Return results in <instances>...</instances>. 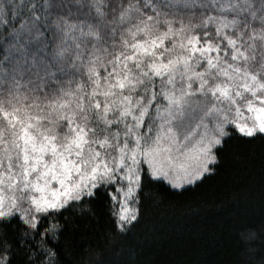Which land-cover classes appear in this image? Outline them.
<instances>
[{"label":"snow or ice","instance_id":"obj_1","mask_svg":"<svg viewBox=\"0 0 264 264\" xmlns=\"http://www.w3.org/2000/svg\"><path fill=\"white\" fill-rule=\"evenodd\" d=\"M0 45V264H154L153 185L264 142V0H0Z\"/></svg>","mask_w":264,"mask_h":264},{"label":"trees","instance_id":"obj_2","mask_svg":"<svg viewBox=\"0 0 264 264\" xmlns=\"http://www.w3.org/2000/svg\"><path fill=\"white\" fill-rule=\"evenodd\" d=\"M153 188L144 210L158 225L159 244L147 253L154 264H233L243 251L235 243L237 224L258 231L264 220V142L253 147L242 139L231 141L221 153L215 174L205 176L195 187L174 190L162 182ZM196 203L207 210L199 217L187 215ZM75 239L80 240V231ZM251 243L261 245L262 241Z\"/></svg>","mask_w":264,"mask_h":264},{"label":"rangeland","instance_id":"obj_3","mask_svg":"<svg viewBox=\"0 0 264 264\" xmlns=\"http://www.w3.org/2000/svg\"><path fill=\"white\" fill-rule=\"evenodd\" d=\"M166 183V182H165Z\"/></svg>","mask_w":264,"mask_h":264}]
</instances>
